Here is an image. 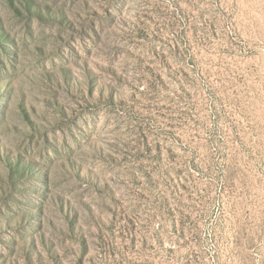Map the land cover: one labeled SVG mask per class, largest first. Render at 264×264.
<instances>
[{"label": "rangeland", "instance_id": "374dc122", "mask_svg": "<svg viewBox=\"0 0 264 264\" xmlns=\"http://www.w3.org/2000/svg\"><path fill=\"white\" fill-rule=\"evenodd\" d=\"M0 264H264V0H0Z\"/></svg>", "mask_w": 264, "mask_h": 264}]
</instances>
